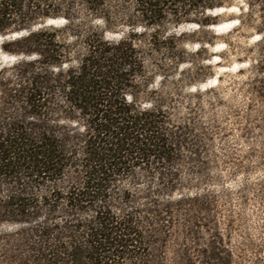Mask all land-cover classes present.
Here are the masks:
<instances>
[{
  "label": "trees",
  "instance_id": "16d2710c",
  "mask_svg": "<svg viewBox=\"0 0 264 264\" xmlns=\"http://www.w3.org/2000/svg\"><path fill=\"white\" fill-rule=\"evenodd\" d=\"M253 1L260 46L264 0ZM230 4L0 0V35L25 32L0 50L34 57L14 79L0 69V227H15L0 230V264H165L170 239V263L194 264L185 244L210 228L212 203L193 192L211 167L191 101L209 89L190 91L201 67L185 45L213 39L177 31L210 34L208 12ZM46 20L62 24L33 29ZM247 63L264 115V52ZM217 243L197 250L200 264H229Z\"/></svg>",
  "mask_w": 264,
  "mask_h": 264
},
{
  "label": "rangeland",
  "instance_id": "374dc122",
  "mask_svg": "<svg viewBox=\"0 0 264 264\" xmlns=\"http://www.w3.org/2000/svg\"><path fill=\"white\" fill-rule=\"evenodd\" d=\"M230 1L229 6L208 12L216 19L215 25L208 29L211 35L197 33L196 25H185L177 31L189 39H213L212 44H205L199 52L194 42L185 45L193 63L201 67L196 75L200 78L198 85L190 91L209 89L197 101L194 98L191 101L195 102V117L203 127L211 167L208 183L193 192L207 193L212 203L208 216L212 221L210 228L198 229L201 237L198 244H185L194 264H200L197 250L206 248V242L212 238L219 242L216 246L222 250L220 256L229 264H264V115L262 104L249 93V78L253 73L247 63H252L260 50L264 52V42L257 45L260 36L253 31L257 24L256 9L247 13L248 4L256 3ZM240 17L249 25L237 26ZM61 24L46 20L33 29ZM24 34L0 35V43ZM106 36L118 40L121 34L112 32ZM33 58L0 50L2 77L14 79L18 71L15 63ZM187 91L183 90V96ZM14 229L12 225L0 227L4 231ZM173 249L175 243L170 239L163 255L165 264H171Z\"/></svg>",
  "mask_w": 264,
  "mask_h": 264
}]
</instances>
